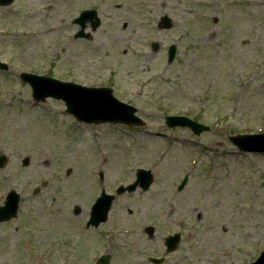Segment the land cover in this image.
<instances>
[{
    "label": "rangeland",
    "instance_id": "1",
    "mask_svg": "<svg viewBox=\"0 0 264 264\" xmlns=\"http://www.w3.org/2000/svg\"><path fill=\"white\" fill-rule=\"evenodd\" d=\"M81 9L102 25L71 39ZM164 18L169 30L158 29ZM0 62V206L8 191L20 195L15 219L0 224V264H94L105 252L110 264H150L173 232L181 238L163 264L258 256L264 154L239 153L230 139L264 127V0H14L0 7ZM21 72L107 86L144 126L75 123L62 102L33 103ZM166 116L210 128L168 129ZM138 168H152L148 189L116 195L104 225L85 231L93 196Z\"/></svg>",
    "mask_w": 264,
    "mask_h": 264
},
{
    "label": "water",
    "instance_id": "2",
    "mask_svg": "<svg viewBox=\"0 0 264 264\" xmlns=\"http://www.w3.org/2000/svg\"><path fill=\"white\" fill-rule=\"evenodd\" d=\"M2 4L4 2L9 3L6 0H0ZM98 21L93 24V29L97 28ZM0 68H3L0 66ZM24 80L29 81L33 94L36 100L42 101L47 97H53L55 99H60L65 102L67 106V112L75 116L80 121L99 123L105 120L112 121H123L127 122L126 119L118 117V111L121 110L119 105L112 102L108 92H94L86 90L79 86H74L71 84H63L50 79L37 78L32 76H23ZM101 93V94H100ZM118 104V103H117ZM123 107V112L129 111L125 106ZM130 122V121H129ZM240 148L247 151H259L264 152V139H253L251 145L237 143ZM6 159L0 157V167L4 164ZM28 160H25L23 165H26ZM11 203L15 206L16 196L11 193L10 195ZM14 206L10 207L9 210L12 211ZM101 206V202L95 207V209ZM7 211V207L3 208L1 212ZM0 212V214H1ZM1 217V216H0ZM178 239V238H177ZM176 241V240H175Z\"/></svg>",
    "mask_w": 264,
    "mask_h": 264
},
{
    "label": "flooded vegetation",
    "instance_id": "3",
    "mask_svg": "<svg viewBox=\"0 0 264 264\" xmlns=\"http://www.w3.org/2000/svg\"><path fill=\"white\" fill-rule=\"evenodd\" d=\"M136 27H137V28H140V26H138V25H137ZM176 39H179V42H180V38L176 37ZM179 42L176 41V44L179 45Z\"/></svg>",
    "mask_w": 264,
    "mask_h": 264
}]
</instances>
